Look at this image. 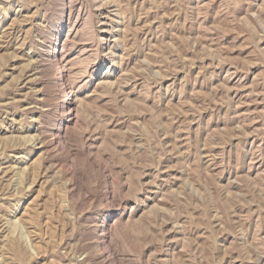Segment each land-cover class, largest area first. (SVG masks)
Instances as JSON below:
<instances>
[{"label":"rangeland","instance_id":"rangeland-1","mask_svg":"<svg viewBox=\"0 0 264 264\" xmlns=\"http://www.w3.org/2000/svg\"><path fill=\"white\" fill-rule=\"evenodd\" d=\"M107 1L116 37L101 51L91 4L74 0L71 78L99 68L69 145L47 164L28 146L38 114L0 110V264H264V0ZM59 17V0H0V32L13 25L0 105L31 96L27 54L50 47ZM123 207L99 245L92 222Z\"/></svg>","mask_w":264,"mask_h":264},{"label":"bare ground","instance_id":"bare-ground-1","mask_svg":"<svg viewBox=\"0 0 264 264\" xmlns=\"http://www.w3.org/2000/svg\"><path fill=\"white\" fill-rule=\"evenodd\" d=\"M87 1L91 4V10H90L91 14L97 18L96 19L97 28H98L97 30H98L99 37H100V40H101L100 50L101 51H105V49H108V46H109V44L111 42V38L116 37L115 32L112 31V29L110 28L111 27L110 26V21H111V18L110 17H111V14H113V12H114L113 10H110V8L113 5L111 4L110 1H107V0L106 1L105 0H87ZM75 5H74V0H59V13H60L59 26H57L58 27V30L55 33L53 42H51L52 44L47 49H44V50H41V51H38V52L35 51V52H31L30 54L29 53L27 54L28 55L27 56V61L29 63L30 68H28V70L26 71L23 79L20 80L19 86H20V89H22V90H25L26 91V89H28L30 91V93H31V96L30 97H25L23 100H21V99L15 100L14 97L13 98L11 97V98L7 99L6 102H3V103L1 102L2 104L0 105V110L4 114H8V112L11 110V108H15V103H19V104L22 103L21 105H18V108L23 113L31 114V115L35 113V114H38V117L39 118H43V119L46 117L47 113L51 112L50 110H52V111H54V112L57 113V117L56 118L50 119L49 122H46V123L44 121H39V118H38V126L37 127H34L33 126L34 127V130L36 129L37 137L34 138V141L31 144H28V146H30L34 150V152L36 150V151L42 153L43 155H45L44 161L47 164H48L49 161L50 162L52 161V158H53V155L52 154H53V152L55 150L59 149L63 144L64 145L67 144V142L70 140V137L67 135L68 134V129H69V126L70 125H75L77 123V110H76L77 107L76 106H77V102H78L79 96L86 89V85L89 82H91L92 80H94V78L97 77V75H95V73H96V71L99 68V64L98 65H95L93 68H91L92 69V71H90L91 74L90 75L88 74V77L86 79L83 77L84 75H82L83 78H80L79 79L77 77L76 80L75 79L72 80L73 78H71V75H70V72H71L70 71V64H71V61L73 59L70 60L69 56L64 53V49H65L66 45H68L67 43L70 40H73L76 37L77 33L79 32L80 28L82 27V24H80L78 22V19L81 17L82 12H81V9L80 8H75ZM40 20H41V18H40ZM87 24L92 25L91 23H87ZM45 27H46V25H45ZM31 28H32V26H31ZM12 30H13V25L10 24L2 32H0V50L1 51L5 50L7 47H9L8 43H10V42H8L7 38H8V35H10L12 33ZM81 30H83V29H81ZM19 32H21V31H19ZM92 33H94V32L92 31ZM82 34H83V32H82ZM25 38H26V36H25ZM24 40H26V39H24ZM18 41H17V44H18ZM20 41H23V40H20ZM42 49H43V46H42ZM31 50H33V48ZM68 52H70V51H68ZM105 54H107V53H105ZM70 57H72V56H70ZM43 61H49L54 67H56V73L54 74V76H51V78L49 80H44V77H45L44 76V73L45 72H44V68H43V65H42V62ZM117 63H119V62H117ZM10 66H12V64ZM13 67H14V65H13ZM85 68H87V67H85ZM85 68H83V69H85ZM110 68L111 67H109L108 70ZM7 70H11L12 71L13 68L12 69L9 68ZM80 70H82V69H80ZM85 70H88V69H85ZM85 70H83V71H85ZM8 72H10V71H8ZM78 74H80V73H78ZM78 74H77V76H78ZM85 76H87V75H85ZM103 79H105V78L103 77ZM105 84H107V83H105ZM32 86H36V87L40 86V87L37 88V89H34V87H32ZM105 89H107V88H105ZM19 96H22V95L20 94ZM50 97H51V99H50ZM28 99H30V100H28ZM45 102H47L51 106V109L48 112L47 111L45 112L42 109V107H45L46 106V105L44 106V103ZM3 116H6V115H3ZM21 117H23V116H21ZM6 119H7V116H6ZM33 127H30V129H32ZM9 131H11V130H9ZM18 133H19V130H18ZM21 133H22V131H21ZM67 145H69V144H67ZM27 160H28V158H27ZM20 170L21 169L18 168V171H20ZM49 170L51 172L54 171L53 170V167H49ZM18 171H17V173H19ZM73 176H74V173H72V176L71 177L73 178ZM161 185H162V183H161ZM148 187H149L148 188L149 191L147 192L148 193L147 194L148 196L146 197V199L147 200H152L151 196L156 197L158 195V192H157L158 189L155 186H153V187L152 186H148ZM66 189L68 190V193H70L72 191V189H73V183L71 181H69L68 184H66ZM147 205H148V203H147ZM121 206H123V205H121ZM126 215H127V211H126L125 208L122 209V211L119 214L117 213V215L113 214V212L111 210H105L104 213L100 217H98V220L95 219L96 221L92 222L91 230L96 235V237H97V239L99 241V243H98L99 245L103 244L104 242L110 241V237H111V233H110V223L113 220V217L114 216H117L118 218H123ZM79 257H81V256H79ZM79 257H77V258H79ZM96 258L98 259V258H100V256H96Z\"/></svg>","mask_w":264,"mask_h":264}]
</instances>
